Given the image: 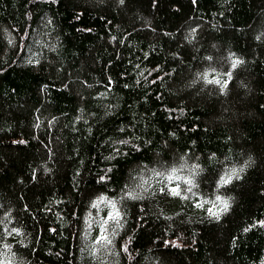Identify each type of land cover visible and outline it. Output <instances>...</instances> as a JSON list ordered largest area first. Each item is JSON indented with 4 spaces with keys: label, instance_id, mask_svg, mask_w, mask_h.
<instances>
[{
    "label": "trees",
    "instance_id": "16d2710c",
    "mask_svg": "<svg viewBox=\"0 0 264 264\" xmlns=\"http://www.w3.org/2000/svg\"><path fill=\"white\" fill-rule=\"evenodd\" d=\"M263 12L0 0V264H264Z\"/></svg>",
    "mask_w": 264,
    "mask_h": 264
},
{
    "label": "snow or ice",
    "instance_id": "6c2138e0",
    "mask_svg": "<svg viewBox=\"0 0 264 264\" xmlns=\"http://www.w3.org/2000/svg\"><path fill=\"white\" fill-rule=\"evenodd\" d=\"M238 63H240V61H236V62H234L233 64H232V67L233 68H235L236 67V65L238 64ZM229 77L231 76V73H228L227 74ZM209 83H217V84H219V83H221V81L220 80H214V81H209ZM227 86V81H225L224 82V84H223V87H226ZM236 175V170L234 169L233 170V172H232V175H229V176H227V178H224V177H222L221 178V184H227V183H229L230 181H231V179H232V176H235ZM189 191H190V189H189ZM172 194L173 195H180V193L177 191V189H175V188H173L172 189ZM104 198L102 197L101 198V200H103ZM217 199H219V197H217ZM224 203V210H227V207H228V205H227V202H223ZM93 207H96V205L94 204L93 205ZM113 208H115V205L113 204ZM209 211H211V210H209ZM119 215V213H118V211H116V212H114L112 215H110L109 217H108V219H116V217ZM107 221H105V223H106ZM262 223H264V222H262ZM13 231H17V230H15V229H13ZM101 240H107V237L106 236H104V235H101L99 238H98V241L97 242H99V241H101ZM108 243H111V241H108ZM7 247V246H6ZM126 250V249H125Z\"/></svg>",
    "mask_w": 264,
    "mask_h": 264
},
{
    "label": "rangeland",
    "instance_id": "374dc122",
    "mask_svg": "<svg viewBox=\"0 0 264 264\" xmlns=\"http://www.w3.org/2000/svg\"><path fill=\"white\" fill-rule=\"evenodd\" d=\"M262 14H264V12H263ZM259 23H260V28L262 29V31H263V33H264V15L261 17ZM22 41L24 42V40H22ZM222 56H223V55H220L218 58H221ZM223 59H224V63H223V64H225V65H223V67H231V66H230V61H229V59H227L226 57L223 58ZM235 72H236V69H234V71H232L233 74H234ZM224 92L227 93V92H228L227 89H226Z\"/></svg>",
    "mask_w": 264,
    "mask_h": 264
}]
</instances>
